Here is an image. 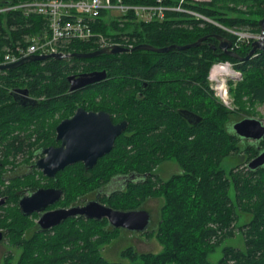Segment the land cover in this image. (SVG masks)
<instances>
[{
	"label": "trees",
	"instance_id": "obj_1",
	"mask_svg": "<svg viewBox=\"0 0 264 264\" xmlns=\"http://www.w3.org/2000/svg\"><path fill=\"white\" fill-rule=\"evenodd\" d=\"M22 1L0 0V8ZM180 1L162 0V4L176 7ZM121 2L156 4V0ZM181 6L212 22L179 11H168L164 20L149 23L135 21L131 15L121 21L105 20L108 13L103 11L92 28L109 37L124 35L134 46L147 43L154 47L183 46L218 34L231 40L241 56L249 52L252 41H240L222 27L261 32L264 0H183ZM45 28L42 16H26L19 10L0 12V63L4 49L26 46L27 37L41 34ZM207 41L216 45V50L204 42L199 47L167 53L134 51L116 57L48 58L0 71V135L8 143L1 149L0 159V194L7 195L5 205L0 206V230L3 240L8 238L20 250L15 264H264V166L250 170L247 165H236L228 172L222 167L227 157L248 163L264 148V137L255 144L236 136L230 127L233 115L249 113L255 105L264 104V50L258 49L250 59L240 62L224 55L215 39ZM93 45L73 41L66 52H92L97 50ZM226 62L240 74L239 80L228 81L232 110L215 96L208 81L213 64ZM94 67L106 70V83L69 93L67 77ZM179 77L185 81H172ZM143 82L148 83L146 89L141 87ZM16 87L44 97L43 102L30 110L8 104L9 90ZM85 96L88 98L82 101ZM99 97L104 106L118 110L129 122V134L119 138L110 155L88 170L81 164L69 165L55 179L40 172L45 183L34 173L13 178L5 185L4 167L15 166L16 162L9 159L22 152L24 145L25 135L19 133H26L30 143L39 129H45V120L54 112L75 109L80 102L85 108L95 109ZM180 107L200 115V123L190 125L176 113ZM31 126L35 127L33 131ZM169 161L175 162L179 171L162 179L156 170ZM131 173L142 181L102 193L113 175ZM23 187L62 189V199L50 208L69 207L97 193L102 203L118 210L138 209L149 198L161 199L157 228L152 234L162 249L158 253H138L127 247L120 253L123 261L110 262L101 249L117 236L118 229L110 227L106 219L70 218L50 230H40L34 222L37 214L23 216L19 211L17 203ZM239 212L251 217L237 228ZM236 232L242 235L244 248L225 246L221 258L210 262L209 255ZM3 261L12 264V255L7 254Z\"/></svg>",
	"mask_w": 264,
	"mask_h": 264
},
{
	"label": "water",
	"instance_id": "obj_2",
	"mask_svg": "<svg viewBox=\"0 0 264 264\" xmlns=\"http://www.w3.org/2000/svg\"><path fill=\"white\" fill-rule=\"evenodd\" d=\"M260 24V36L251 43V49L245 56L239 55L233 48V43L228 38L213 34L209 36H203L197 41L183 45H170L166 47H154L147 43H140L133 46L130 49L125 47L113 45L110 47L98 49L88 53H73L68 55L63 54H49V55H30L24 57L16 62L0 65V70L14 69L22 65L27 61H43L48 58L65 59L75 57L77 59H90L102 55H116L122 52L130 51H149L153 53H167L172 49L185 50L191 47H199L206 42L207 39L214 38L218 42L217 47L222 50L223 54L232 57L240 62L250 59L256 54L258 49L264 50V16L259 21ZM211 48L215 49L216 45L211 44ZM107 78L105 70L93 71L89 73H82L79 75H70L67 77L69 82V91L74 92L80 90L88 85L98 83ZM23 94H27L26 90H19ZM83 109L79 108L78 113L73 119L63 121L58 130L64 132L65 130L73 129L77 127L79 119L83 117L81 112ZM183 118L187 120L190 125H197L202 120V117L188 110H182L180 113ZM91 120H105L106 125L100 123H88V127L85 129V134L90 138L84 144L68 143L66 148L63 145L60 148H48L42 151L45 156L39 159L35 163V168L40 170L42 174L48 178H54L56 173L63 170L65 167L79 161L84 162V168L86 170L91 169L97 162V160L108 153L114 142L115 137L125 127V123L122 125L112 126L109 122L107 114H89ZM107 128L113 127L109 132ZM231 129L236 136L241 139L249 140L255 144H258L264 137V124L256 118L246 117L239 121H236L231 125ZM105 134L107 132V138H99L100 133ZM264 166V148L247 163V168L250 170H256ZM100 193H97L93 200L84 202L83 204H74L69 207H57L55 209L47 210L49 206L56 204L63 197V191L57 187L50 188H36L23 195L18 200V208L23 216H30L34 213L38 215L36 225L40 230H50L65 220L70 218H84L86 220L100 221L106 219L108 225L114 229H124L132 233H145L149 230L151 225L150 213L145 209H130V210H118L102 203L99 200ZM6 198L0 196V206L5 205ZM4 234L0 230V242L3 240Z\"/></svg>",
	"mask_w": 264,
	"mask_h": 264
},
{
	"label": "built area",
	"instance_id": "obj_3",
	"mask_svg": "<svg viewBox=\"0 0 264 264\" xmlns=\"http://www.w3.org/2000/svg\"><path fill=\"white\" fill-rule=\"evenodd\" d=\"M182 1L176 7L163 5L162 0H156L154 5L125 4L121 0H24L14 5L3 6L0 8V12L19 10L26 16H42L46 20V28L41 34L27 37L26 41L28 44L26 46L17 45L13 49H4L5 53L2 63H13L30 55H68L66 49L73 41L91 42L94 44L93 46L97 47V50L113 45L130 49L134 45L124 35L118 38L109 37L93 31L92 25L101 12H110L118 15L121 19L116 21H121L126 15H131L135 21L149 23L164 20L166 13L171 10L192 14L193 11L182 8ZM197 16L202 17L198 14ZM112 19L115 20L113 17ZM208 81L215 82L216 87L213 88L211 86L215 96L223 105L232 110V100H230L229 104L225 101L228 98L230 99L225 81L222 84L223 90L217 81L211 79L210 73Z\"/></svg>",
	"mask_w": 264,
	"mask_h": 264
},
{
	"label": "rangeland",
	"instance_id": "obj_4",
	"mask_svg": "<svg viewBox=\"0 0 264 264\" xmlns=\"http://www.w3.org/2000/svg\"><path fill=\"white\" fill-rule=\"evenodd\" d=\"M117 16V17H115ZM120 16V15H119ZM115 18V20H119L121 18L118 17V15H114V13L108 12L107 16L105 17V20H109ZM199 17V16H197ZM201 19H204L208 21L209 19H205L201 17ZM211 21V20H210ZM118 25L122 26L121 23H118ZM224 30L227 32L232 33L233 35L237 36L240 41H254L256 40L259 36L260 33H254L248 30L247 28L244 29H229L222 27ZM5 51V50H4ZM7 51V50H6ZM228 63V62H227ZM216 64V63H215ZM214 65V64H213ZM212 68V67H211ZM236 72V71H235ZM210 77H211V69H210ZM212 79V77H211ZM240 79V74L239 72H236V77H222L220 78L219 82L225 81L226 83V88L228 89V81H237ZM211 86L214 88L216 87L215 82H210ZM229 90V89H228ZM229 95V93H228ZM231 99L225 100L227 104H229ZM223 104V103H222ZM225 106V105H224ZM233 107V105H232ZM228 108V107H227ZM229 109V108H228ZM246 117H253L256 119H259L263 124H264V104H257L255 105L254 108L250 110L249 113H240L238 116L233 115L231 117V122H230V127L233 123L236 121H239L241 119H244ZM24 154V153H23ZM21 154L17 155L15 158L10 157V161H15V166L11 167V165H7L4 167L6 170L4 179H5V185L7 186L9 182L16 177H22V176H29L33 175L34 173L35 178L40 180L41 183H45L43 179L40 178L39 173L41 172L40 170L36 169L35 167L32 166V163L34 160L32 159L31 161L27 160L26 154ZM1 154V148H0V159L2 158ZM239 166V168L246 167L247 163L246 161L243 160H238L233 157H227L223 160L222 162V167L223 169L228 172L231 167ZM27 174L28 172H31ZM179 171V168L177 164L173 161L165 162L161 164L157 170L156 173L161 177L162 179H167L171 174L176 173ZM3 187V186H2ZM5 187V186H4ZM27 189L26 187L21 188L20 190ZM113 189L112 186L109 184L104 188V191L102 193L109 192V190ZM28 193V192H26ZM230 196L234 197V193L231 190L230 191ZM95 198V195H89L86 196L85 199H83L80 203H84L89 200H93ZM18 204V203H17ZM163 204V201L158 198H149L144 205V209L149 211L151 216H152V226L149 227V230L145 232L144 234L142 233H132V232H127V231H119L117 232V236L114 237L111 242L108 245H105L101 249V254L102 256L110 261V262H118L121 261L122 258L120 257L121 251H123L127 247H132L136 252L138 253H143V252H149V253H158L162 249V246L157 242L155 239L154 231L156 230V226L159 220V211L160 207ZM250 214L242 213L239 212V221L238 223L235 224V226L238 228L242 226L243 224L247 223L250 220ZM38 217L34 220V222H37ZM151 233V235H150ZM225 246H232L235 248H244V241L243 237L240 233L236 232L233 237H228L226 238L216 249V251L212 254L209 255L208 259L210 262L215 263L217 262L221 256H222V248ZM7 254H11L13 257L12 264H15L19 254L20 250L13 244L10 243V240L8 238H5L0 242V264H3V259ZM123 261V260H122Z\"/></svg>",
	"mask_w": 264,
	"mask_h": 264
},
{
	"label": "flooded vegetation",
	"instance_id": "obj_5",
	"mask_svg": "<svg viewBox=\"0 0 264 264\" xmlns=\"http://www.w3.org/2000/svg\"><path fill=\"white\" fill-rule=\"evenodd\" d=\"M212 39H214V38H212ZM206 43L213 44V43H210V41H207V40H206ZM217 44H218V42H217ZM212 50H216V48L212 49ZM126 52H130V51H126ZM119 54H121V53H119ZM117 55L118 54L109 55V56L116 57ZM70 58H72V57H70ZM70 58H65V59H70ZM5 64H10V63H2V62L0 63V65H5ZM80 69H84V68H80ZM6 70L8 71L10 69L0 70V71H6ZM101 70H105V69H101V68L99 69V68L94 67V68H92L90 70L87 69V70H82L81 72L78 71L77 73L72 74V75H79V74H82V73H89V72L101 71ZM107 79L108 78H106V79H104V80H102V81H100L98 83H95V84H92V85H88V86H86V87H84V88H82L80 90L84 91V90H87L89 87L96 86L97 84L106 83ZM173 80H175V81L179 80L180 83H182V82L185 81V78L184 77H179V78H176V79L173 78L172 81ZM141 84H142L141 85L142 89H146L147 88V84H148L147 82H143ZM68 87H69V82H68ZM19 90H26L27 94H23V93L19 92ZM80 90H77V91H80ZM68 91H69V88H68ZM69 93H72V92L69 91ZM140 96H141V93L138 92V97H140ZM8 97H9V100L7 102L8 104L9 103H11V104L15 103L20 108H22V109H25V108L27 109L28 108L29 110H30L31 107H34L35 105H39L40 106L41 103L44 100V97L32 96L29 93L28 89L25 88V87H16V88L10 89L9 93H8ZM87 98H88V96H85L84 98L82 97V101H85ZM99 99H101V97H99ZM99 99L95 100V101H98V102H96V105H95L96 108L95 109L85 108L83 106V104L80 102V103L77 104V107L75 109H67V110H61V111L54 112L51 118H48L47 120H45V122H44L45 129L44 130L39 129L38 133L34 134L31 137L30 143L25 139L26 133H24V132L19 133L20 136H24V135L25 136L22 139V140H24V145L21 148L22 152H20L18 154V156L23 154V153L26 154V156L29 159V161H31L32 159L34 160V162L32 163V166L35 167V163L39 159H41V158H43L45 156L44 154H42V151L44 149L60 148L62 145H63L64 148H66L68 143H76V144H84L85 145L86 141L90 138V136L85 134V131H84V128L86 129L88 127V123L92 122L95 125L96 124L100 125V123H103V125L107 124V121H105V120H100L99 121L97 119H95V120L89 119L88 116L91 113H94V114H100V113L107 114L108 117H109V122H110V124L112 126L122 125L123 123H125V127L115 137L114 142L112 144L111 150L108 153H106L105 155H103L102 157H100L97 160V162L100 159L105 158L108 155H110L111 152L113 151V149L115 148V146L117 145V141H119V138L124 137V136L129 134V132H128L129 122L120 112H118V110L109 109L107 106H104V104L102 102V99L101 100H99ZM84 105L85 106L88 105V102H85ZM79 108L83 109L82 110L83 112H81V115L83 117H81L79 119V123H78L77 127L75 128V130L73 128V129L65 130L64 132L59 131L58 127L60 126V124L63 121L71 120L77 114H80V113H78V109ZM181 109H182L181 107L177 108L176 109V113L181 115L180 114L182 112ZM183 119L185 121H187L185 118H183ZM101 127H103V126H101ZM112 128L113 127H111L109 129V128L106 127V131L109 132V130H111ZM34 129H35V127L31 126L30 131H33ZM103 129L105 130V127H103ZM107 132L105 134H103L101 132L98 137L101 138V139H106L107 138ZM7 145H8L7 141L4 143V141L2 140V136L0 135V148L3 149L4 147H7ZM17 145H19V143H17ZM28 159H26V161ZM97 162H96V164H97ZM73 164H81L84 167V162L83 161L75 162ZM73 164H71V165H73ZM57 174H58V172L56 173L55 177L57 176ZM55 177L54 178H50V179H55ZM143 177H145V176H143ZM141 181H142V177H140L139 175L132 174V173L131 174H115L109 180V184L113 188V189H111L109 191L111 192V191H113L115 189H120L121 190V189L126 188L129 182H141ZM40 188H43V187H40ZM46 188H50V187H46ZM34 189H36V188H34ZM31 190H29V188H28V189H24L23 191H21L19 193L18 200L23 195L27 194L26 192H29ZM0 196L1 197H5L6 201H7V195L2 196L0 194ZM78 204H82V203H78ZM50 207L51 206H49L47 208V210H51V209L57 208V207H54V208H50ZM141 209H144V206L141 207ZM34 214H36V213H34ZM150 216H151V214H150ZM37 217H38V215H37ZM150 226H152V216H151V225ZM118 230L122 231V232L123 231H127V230H124V229H118ZM127 232H130V231H127ZM142 234H144V233H142Z\"/></svg>",
	"mask_w": 264,
	"mask_h": 264
},
{
	"label": "bare ground",
	"instance_id": "obj_6",
	"mask_svg": "<svg viewBox=\"0 0 264 264\" xmlns=\"http://www.w3.org/2000/svg\"><path fill=\"white\" fill-rule=\"evenodd\" d=\"M169 7V6H168ZM184 9V8H183ZM173 11V10H171ZM189 11V10H188ZM191 14V13H189ZM191 15L197 16L196 13L192 12ZM211 77L213 81H217L220 88L223 90L224 81L219 82L222 77H236V72L229 63H216L211 68Z\"/></svg>",
	"mask_w": 264,
	"mask_h": 264
}]
</instances>
